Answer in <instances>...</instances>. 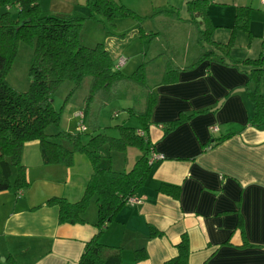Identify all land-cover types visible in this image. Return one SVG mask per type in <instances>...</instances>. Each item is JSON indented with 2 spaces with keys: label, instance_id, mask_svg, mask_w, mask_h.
<instances>
[{
  "label": "crops",
  "instance_id": "crops-1",
  "mask_svg": "<svg viewBox=\"0 0 264 264\" xmlns=\"http://www.w3.org/2000/svg\"><path fill=\"white\" fill-rule=\"evenodd\" d=\"M187 1L177 9L184 18L188 17ZM212 3H223L212 0L207 6L206 21L215 29L222 24L214 22L208 11ZM240 6L250 7L237 6L227 40L214 38L212 32V39L221 44L232 39L230 60L222 63L208 57L180 69L174 82L158 84V78L150 84L154 104L148 136L163 157L152 165L135 201H128L99 236L100 243L120 247L122 264H162L177 254L182 234L188 238V264H264V125L248 123L254 108L245 71L252 65L242 63L258 59L264 69V31L251 32L248 22L245 31L249 37L257 35L258 44L252 48L250 41L247 55L236 56V38L243 29L233 32L230 27ZM194 15L204 29L203 18ZM231 61L237 65H230ZM258 88L264 94V73ZM182 113L193 116L163 135L162 124ZM136 157L112 167L128 170ZM22 162L30 185H36L21 197L13 191L0 192V264H10L11 256L20 264H77L97 231L94 199L84 221L75 224H60L57 207L44 203L52 196L78 200L92 168L80 167L84 178L78 177L67 190L56 185L61 184L57 180L71 182L77 167L44 165L36 141L24 145ZM31 164L41 168L33 172V178L27 170ZM55 174V179L50 178ZM163 182L180 187L177 199L158 190ZM151 227L162 234L148 237ZM140 249L145 256L136 260L135 251Z\"/></svg>",
  "mask_w": 264,
  "mask_h": 264
},
{
  "label": "trees",
  "instance_id": "trees-1",
  "mask_svg": "<svg viewBox=\"0 0 264 264\" xmlns=\"http://www.w3.org/2000/svg\"><path fill=\"white\" fill-rule=\"evenodd\" d=\"M211 1L188 0L187 18L182 17L177 9H160L155 13H164L173 20L193 25L201 43L197 46V54L191 58L188 65L180 67L169 58L158 84L176 81L180 69L192 67L208 57H215L222 63L225 59L230 60L227 56L232 39L227 44L212 39L214 27L207 22V6ZM90 4L93 12L103 14L110 20L115 17H133L138 21L141 19L140 15L117 0H91ZM0 6L5 7V11L0 15V192L13 191L19 196V191L30 185L26 166L22 162L23 147L28 142L38 143L44 165L71 166L76 153L85 154L92 171L82 196L76 201H69L64 196H52L44 204L57 207L60 224H75L84 221V212L90 200L94 199L97 207V231L86 242L77 264H122L120 247L100 243L99 236L115 219L119 210L130 199L135 198L137 190L150 175L152 165L158 161L150 162L153 153H156L148 136L154 98L148 84L146 63L140 64L132 74L126 75L121 73L120 65L113 60L104 43L94 47L83 45L80 40V27L84 17L43 14L39 0H0ZM12 8L16 9L15 14L11 13ZM249 10V6L238 7L233 32L238 28L247 29ZM195 13H199L203 18L204 29L200 28ZM136 28L142 33L140 26ZM150 34L155 33L146 36ZM19 41L34 47V60L29 68L30 86L26 91L15 90L6 80ZM242 63L252 65L245 71L249 75L246 89L254 108L248 123L264 125V94L258 88V81L264 69L258 59H245ZM229 64L237 65L232 61ZM86 79H89V84L80 112L81 117H78L77 130H61V114L53 106V94L64 81L73 82L76 88ZM131 85L144 88L145 91L143 108L129 110L130 114L138 119L139 127L121 125L119 137L98 134L83 141L82 134H85L88 125H91L90 122H95L96 107L115 98L122 88ZM192 116L182 113L177 118L164 122L163 135ZM50 126L59 130L49 133L47 129ZM91 126L96 127L93 124ZM105 144L109 145V151L127 152L129 148L134 147L139 150V155L130 169L115 170L111 166L110 156L101 151ZM158 190L175 199L180 194L178 185L165 182L160 183ZM161 234V231L151 227L148 237ZM176 248L177 254L162 264H188L189 245L186 234L181 235ZM142 251H135L136 260L145 256ZM8 261L10 264H20L12 256Z\"/></svg>",
  "mask_w": 264,
  "mask_h": 264
},
{
  "label": "rangeland",
  "instance_id": "rangeland-1",
  "mask_svg": "<svg viewBox=\"0 0 264 264\" xmlns=\"http://www.w3.org/2000/svg\"><path fill=\"white\" fill-rule=\"evenodd\" d=\"M119 3L126 5L129 9L141 16L138 21L133 17H115L112 20L103 14L93 12L91 8V0H39L40 8L43 14H71L84 17L80 27L81 43L88 47H94L99 43H104L105 47L110 51L113 60L119 63V59L123 58L124 62L119 63L120 71L123 74H132L140 64L146 63L148 84L154 83L160 78L164 66L169 58H172L176 64H185L190 58L198 52V45L201 43L195 34V27L188 25L165 15L157 14L158 10L168 9L175 10L183 8V0H117ZM223 4H211L208 11L214 22H221V26L213 29V37L225 38L229 36L228 26L233 25V17L239 4H248L249 24L251 32L260 34L264 31V2L261 0H217ZM179 2V3H177ZM174 3L175 7L173 6ZM179 4V5H177ZM179 6V7H178ZM5 11V7L0 6V15ZM12 14L16 9L12 8ZM136 26L142 28L139 33ZM248 27V30H249ZM234 28V26L230 27ZM243 31V32H242ZM248 31L239 30L235 42L234 52L236 56L243 57L249 52L248 43L252 42V48L258 44V36L249 37ZM149 33L154 35L146 36ZM197 39V40H196ZM224 39V40H225ZM203 43V42H202ZM251 44V42H250ZM253 56V55H251ZM34 60V47L19 41L17 44L14 57L11 59L10 66L6 74V80L10 86L18 91H26L30 86L29 68ZM89 79L74 87L71 81H64L53 94V106L60 112L59 128L65 131H75L79 123L77 113L82 111L84 97L87 95ZM145 91L139 86H127L122 88L118 95L102 106L96 107L95 122H90L96 126L93 128L88 125L85 134H82L83 141H86L93 135H106L110 137H119V126L139 127L138 119L130 114V108L141 110L144 105ZM59 129L50 126L47 131L56 133ZM101 151L105 155H109L111 166L117 163L121 166L124 159L132 160V156H137L139 150L134 147L128 149L127 152L109 151V145L105 144ZM38 154H35V157ZM34 159V155H32ZM80 157V158H79ZM83 159V162H81ZM104 163V160L102 161ZM83 163V164H82ZM79 164H82L81 166ZM88 165L91 170V164L88 157L83 153H76L73 161L74 177L71 182H63L61 184L65 189L69 190L73 182L79 177L82 180L80 170L82 166ZM132 166V165H131ZM130 168V167H129ZM39 167L31 164L27 168L30 176L33 178V172H37ZM15 171V170H14ZM90 175V173H88ZM87 176V178L89 177ZM86 176V175H85ZM52 179L56 178L51 175ZM14 175H12V181ZM88 180L84 181V184ZM34 185H29L26 189H32ZM26 189L19 191L21 197ZM15 196L17 194H14ZM91 201V200H90ZM93 201V200H92ZM91 201V204H92ZM89 208V205L86 208ZM26 237V236H25ZM27 240V238H26ZM36 240L33 239V242ZM33 252V251H31ZM30 253V252H29ZM0 261L1 258H0Z\"/></svg>",
  "mask_w": 264,
  "mask_h": 264
},
{
  "label": "built area",
  "instance_id": "built-area-1",
  "mask_svg": "<svg viewBox=\"0 0 264 264\" xmlns=\"http://www.w3.org/2000/svg\"><path fill=\"white\" fill-rule=\"evenodd\" d=\"M261 1L264 2V0H261ZM122 62H124V59H120L119 63H122ZM119 63H118V64H119ZM77 116H78V117H81L80 112L77 113ZM162 157H163V156L160 155V154H158V153H153V155H152V157H151V159H150V162H152V161H154V160H159V159H161ZM130 201L134 202L135 200H134V199H130Z\"/></svg>",
  "mask_w": 264,
  "mask_h": 264
},
{
  "label": "clouds",
  "instance_id": "clouds-1",
  "mask_svg": "<svg viewBox=\"0 0 264 264\" xmlns=\"http://www.w3.org/2000/svg\"><path fill=\"white\" fill-rule=\"evenodd\" d=\"M121 59H123V58H121ZM119 61H120V59H119Z\"/></svg>",
  "mask_w": 264,
  "mask_h": 264
}]
</instances>
